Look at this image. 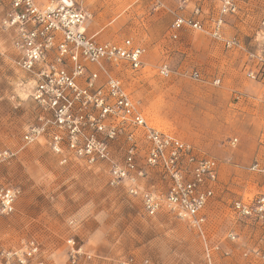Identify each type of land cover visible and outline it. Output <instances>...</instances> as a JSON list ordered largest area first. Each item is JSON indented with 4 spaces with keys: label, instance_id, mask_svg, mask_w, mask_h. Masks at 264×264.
Masks as SVG:
<instances>
[{
    "label": "rangeland",
    "instance_id": "obj_1",
    "mask_svg": "<svg viewBox=\"0 0 264 264\" xmlns=\"http://www.w3.org/2000/svg\"><path fill=\"white\" fill-rule=\"evenodd\" d=\"M74 1L89 13L86 31L98 41L132 39L146 48L141 70L109 62L90 69L99 73L100 84L120 78L152 127L218 161L219 180L206 209L208 243L219 246L213 264H250L244 254L264 247V227L235 220L231 204L255 196L264 182L263 173L251 170L255 163L264 166V81L248 76L256 66L250 53L264 43L259 35L264 0H237L239 12L226 17L224 36L237 38V49L189 29L178 40L169 38L176 15L189 16L199 4L210 27L219 13L215 0ZM7 10L0 5V152L14 155L0 162V186L16 190L18 197L13 213L0 212V254L35 240L46 264H72L68 240L74 238L92 256L76 264H116L129 255L151 264H209L203 238L187 222L165 211L148 216L140 196L129 194L125 185H111L110 167L123 163L128 132H137L142 147V129L126 125L111 144V160L94 164L74 156L63 164L64 155L52 152L48 135L25 142L26 132L43 123L42 111L18 85L25 73L17 65L12 33L3 25ZM162 63L171 69L169 78L157 73ZM194 72L201 79L193 78ZM157 172L148 169L141 185L163 193L167 184ZM230 232L237 233L236 241L228 239Z\"/></svg>",
    "mask_w": 264,
    "mask_h": 264
},
{
    "label": "built area",
    "instance_id": "obj_2",
    "mask_svg": "<svg viewBox=\"0 0 264 264\" xmlns=\"http://www.w3.org/2000/svg\"><path fill=\"white\" fill-rule=\"evenodd\" d=\"M215 1L219 13L210 27L205 24L204 9L199 4L189 16L176 15L169 28V38L178 40L181 32L189 29L209 35L227 49L240 48L237 38H226L223 33L226 17L239 12L237 0ZM1 4L7 5L3 25L12 33L17 65L25 73L18 85L26 98L42 111L43 123L26 132L25 142L35 143L48 135L52 152L64 155L63 164L67 163L68 156L85 158L94 164L111 160V144L126 125L142 129V147L137 132H128L129 146L123 163H112L110 167L111 185H125L129 194L140 196L148 216L165 211L187 222L203 238L205 259L213 264V250H219V246L212 248L208 243L206 209L219 180L218 161L199 155L190 143L152 127L120 78L110 76L100 84L99 73L90 69L92 65L103 67L109 62L141 70L146 48L132 39L120 43L98 41L86 31L89 13L74 0H48L45 4L36 0H0ZM259 35L264 40V32ZM250 57L256 66L248 72L249 78L264 81V43ZM157 73L169 78L171 69L162 63ZM192 77L201 79L198 72ZM220 82V79L213 81L215 85ZM236 143L237 139L231 142L233 146ZM141 148H144L143 158ZM13 155L8 150L0 152V162ZM148 169L158 171L157 175L167 184L165 192L141 185L147 179ZM251 170L264 174V166L259 163L253 164ZM17 197L16 190L0 186V212L13 213ZM231 215L237 221L264 227V182L255 196L232 202ZM227 237L230 241L238 239L235 232ZM68 246L72 264L82 256L92 258L74 238L68 240ZM39 254V244L29 240L20 250L2 252L0 264H46L38 258ZM244 257L250 258V264L256 261L264 264V247L247 252ZM116 264L151 263L129 255Z\"/></svg>",
    "mask_w": 264,
    "mask_h": 264
}]
</instances>
